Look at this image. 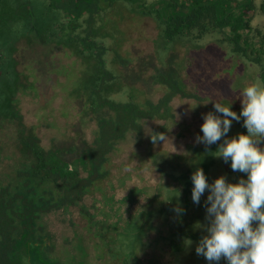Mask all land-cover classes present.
<instances>
[{
  "label": "trees",
  "instance_id": "16d2710c",
  "mask_svg": "<svg viewBox=\"0 0 264 264\" xmlns=\"http://www.w3.org/2000/svg\"><path fill=\"white\" fill-rule=\"evenodd\" d=\"M35 1L0 0V164L13 161L11 170H0V264H74L70 256L85 252L87 257L82 244L76 245V253L57 256L44 221L46 214L68 212L71 207L79 210L97 239L99 264H196L191 244L176 243V233L165 240L161 236L168 235L165 225L186 223L183 215L194 204L191 175L197 168L209 182L225 174L224 160L216 156L224 138L216 145L204 144L198 161L172 159L185 151L154 154L164 180L152 194L132 188L116 199L104 182L111 175L112 155L128 136L141 138L150 120L174 119V99L201 102L208 95H201L197 83L191 89L187 74L157 67L152 81L161 95L154 100L126 83L121 67L134 61L130 45L145 37L143 22L151 18L158 31L154 43L160 61L174 47L190 51L214 42L224 59H233L225 57L229 51L239 59L234 79L241 77L248 84L245 77L252 71L254 82H264V0H44L47 7L38 13ZM130 28L140 34L134 37ZM33 44L62 48L70 63L58 70L66 77L61 89L71 99L83 101V119L95 121L92 141L73 159L45 147L36 127L25 121L22 97L38 93L39 78L33 65L22 62L19 55ZM164 49L169 52L163 54ZM9 128H13L11 140H5ZM165 131L161 124L152 135ZM96 190L102 197L88 206L84 200ZM138 193L148 194L146 203L133 208ZM176 208L182 211L177 213ZM147 225L154 233L150 237L149 231L144 233ZM142 232L146 241L136 248L130 236ZM149 252V257L142 256ZM166 253L168 261L162 262Z\"/></svg>",
  "mask_w": 264,
  "mask_h": 264
},
{
  "label": "rangeland",
  "instance_id": "374dc122",
  "mask_svg": "<svg viewBox=\"0 0 264 264\" xmlns=\"http://www.w3.org/2000/svg\"><path fill=\"white\" fill-rule=\"evenodd\" d=\"M147 1L153 2L155 0ZM46 3L44 4V0H36V13L40 12L42 8L46 9ZM143 25L145 37L130 45V49L135 55L134 61L128 66L121 67L124 81L157 100L161 92L156 89L157 85H153L152 80L156 68L160 67L165 72L174 70L177 71V74H187L185 78L188 86L192 89L197 83L201 95L208 96L202 99L201 102L193 98L174 99L172 102L175 113L174 119L167 121L150 120L144 125V135L141 138L136 139V137L130 135L120 144V149L112 155L109 164L111 175L104 182L107 193L114 194L116 199L124 198L132 188H145L152 194L156 186L163 182V175L158 171L154 154L182 153L185 151L184 154L179 156L173 154L172 159L181 160L191 157L198 161L201 154L199 150L204 149V144L196 143L195 138L197 135H202L200 125L203 122V114L215 111L213 104L209 101L214 100L223 105H232L233 110L239 113L241 109L240 88L253 83L255 80V74L252 71H249L245 77L248 84L242 83L244 81L241 77L236 76V79H234L233 74L237 73L236 69L240 66L238 65L239 59L230 51L229 53L226 51L228 54H225V57L231 55L233 59L227 60L229 57L224 59L223 51L214 42H209L205 49L193 48L190 51H186V48L181 45L174 47L173 49H176L173 50L170 49L172 46L169 45V51H173L168 53L169 51L164 49L163 54L167 52L168 55L162 62L157 56L154 43V39L158 34L155 22L151 18H146ZM129 32H132L134 37L140 34L131 28ZM61 50L62 48L58 45L45 46L41 44H33V46L22 48L19 59L24 63L33 65L35 72L38 74L39 89L38 93L32 96H23L21 107L26 123L36 127L42 144L48 148L59 149L66 158L73 159L80 153L82 148L88 146L92 141L95 121L87 116H85L86 119H83L84 117L80 114L83 101L71 99L61 89V82H65L66 77L58 70L60 65L70 63V59L62 54ZM247 64L252 65L253 63ZM228 66V70L221 71ZM225 72L228 73L226 77H219L220 74L224 75ZM161 124L166 126V131L159 135L164 136V140L157 139L153 142L152 137L154 140L156 137L152 133ZM245 131L243 118L241 121H233L228 137L233 136L232 132L237 135ZM12 132L13 128L6 130L5 140H11L10 135ZM12 164V160H6L3 164H0V170H11ZM223 165L224 175L229 181L236 182L242 176H246L245 173L233 172L230 163L223 162ZM147 196V193H138L136 195L137 203L133 204V208L145 204ZM101 197V191L96 190L93 194L87 196L84 202L91 206L94 198L101 199ZM206 197L203 195L199 204L194 203L184 213L183 217L186 223H181L175 227H173V224L165 225L163 231L168 235L161 236L162 240H165V237H171L172 233H176L177 238H179L176 243H181V246H183L185 242L188 244L187 239H189L192 241L190 247L195 250L202 237V232L205 230L204 227H198L197 225H207L208 223L204 206ZM126 206L127 204L123 207ZM44 221L52 235L55 244L54 251L57 256L65 257L71 253H76V245L82 244L88 252L87 257L85 252L77 256H70V262H74V264H87V262H89L88 264H99L95 258L96 251L94 248V241L97 239L93 238L88 230L86 219L80 215L76 207H71L68 212L60 210L46 214ZM145 230L149 231V237L154 234L148 225L145 227L144 233ZM144 233L130 236L134 247L137 248L140 241H146L147 237ZM161 237L155 238L161 240L159 239ZM151 253L142 256L146 258ZM196 255V264H209L203 255L197 253ZM168 258L166 253L161 258L162 262H167ZM213 264H228V262L222 257L219 262H213Z\"/></svg>",
  "mask_w": 264,
  "mask_h": 264
},
{
  "label": "clouds",
  "instance_id": "9594fccd",
  "mask_svg": "<svg viewBox=\"0 0 264 264\" xmlns=\"http://www.w3.org/2000/svg\"><path fill=\"white\" fill-rule=\"evenodd\" d=\"M240 112L232 105L210 100L215 111L203 114L202 135L196 143L211 146L221 141L217 157L230 163L233 172L245 173L236 182L225 175L209 182L202 168L191 175L192 201H205L206 234L201 237L196 253L209 264L223 257L228 264H264V82H253L239 92ZM197 106V105H196ZM194 106V107H196ZM246 132L228 137L233 121H241ZM157 139L164 140V136ZM177 213L182 209H174ZM192 241L188 240V244Z\"/></svg>",
  "mask_w": 264,
  "mask_h": 264
}]
</instances>
